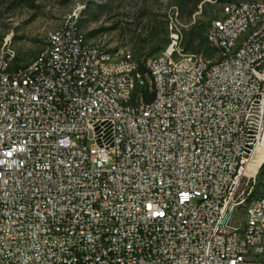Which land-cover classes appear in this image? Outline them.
Listing matches in <instances>:
<instances>
[{
  "label": "built area",
  "instance_id": "1",
  "mask_svg": "<svg viewBox=\"0 0 264 264\" xmlns=\"http://www.w3.org/2000/svg\"><path fill=\"white\" fill-rule=\"evenodd\" d=\"M259 11L236 5L226 23L210 22L215 66L204 50L172 64L179 31L161 60L113 65L72 25L52 40L53 61L39 51L15 64L0 47V264H264V246L246 259L233 237L264 157V23L237 58L222 49ZM72 58L98 88L68 80ZM31 62L44 72L21 82ZM249 214L250 243L264 238V198Z\"/></svg>",
  "mask_w": 264,
  "mask_h": 264
},
{
  "label": "rangeland",
  "instance_id": "2",
  "mask_svg": "<svg viewBox=\"0 0 264 264\" xmlns=\"http://www.w3.org/2000/svg\"><path fill=\"white\" fill-rule=\"evenodd\" d=\"M94 0H32L33 5L25 0H0V47L8 45L16 52L15 64L26 63L39 51L48 48V34L54 28L63 26L67 21H76L81 16L80 10L88 8ZM99 1V0H97ZM108 1V8L101 13L97 19H90L86 13L82 14L78 30L88 39L99 43L108 49H117L123 46L132 51L136 48L146 56L150 55L149 46L140 48L135 41L134 30L141 27L150 17H155L163 23L169 22L171 28V40L164 49L153 53L152 56L169 51L172 46V31H183L190 24L201 22L207 28L211 27L217 17L222 15L223 5L232 1L241 0H208L206 12L200 0L191 15H178V7L175 0H101ZM264 1V0H257ZM215 14H219L214 17ZM138 20V24H137ZM92 30L88 35L85 32ZM179 32H175L174 46H180ZM162 36V35H161ZM207 36V33H206ZM208 40V39H207ZM135 44H137L135 46ZM131 46V47H130ZM206 54L217 59V50L210 46L204 50ZM133 52V51H132ZM191 54L187 50H177L174 57L178 58ZM257 180V178H256ZM256 183L247 190L253 191ZM261 188V187H260Z\"/></svg>",
  "mask_w": 264,
  "mask_h": 264
},
{
  "label": "bare ground",
  "instance_id": "3",
  "mask_svg": "<svg viewBox=\"0 0 264 264\" xmlns=\"http://www.w3.org/2000/svg\"><path fill=\"white\" fill-rule=\"evenodd\" d=\"M236 5L243 8L260 9L255 15H245L242 22L234 28V32L230 37V40L222 42V49L229 54L230 58H237L240 51L244 49L245 44L251 37L261 29V23H264V1L257 0H241L232 1L225 3L222 9V15L216 18L212 23H226L227 22V11L228 8H236ZM72 31L76 33L79 37V45L84 50H94V49H108L107 47L91 41L84 34L78 30L77 22L74 20L72 22L67 21L65 25L54 28L48 34V48L45 51L46 61H53L57 51L59 50V41H52L57 36L60 35L61 39H68ZM213 33V26L207 31V39L210 41V37ZM211 46H213L218 53L217 59L210 58L205 54V66H215L217 61L221 59V51L218 49V39H211ZM4 51L8 53H15L14 49L8 45L2 47ZM167 52V51H165ZM175 52V51H174ZM108 54L110 55H100L99 64L100 65H113V64H123L128 61V56L134 55L131 50L126 47L121 46L117 49H108ZM162 53L159 55L152 56V60H161ZM191 62V54H186L181 57L172 56V64H180ZM79 68V58H72L67 65L68 80L70 82H76V86H86L90 82V88H98L99 80L96 79V72H88V75L78 74L77 70ZM32 72H44V63L31 62L28 65V72L20 74L21 82H28L32 80ZM108 82H117V75H108ZM131 82L136 86H144L145 77L139 74L131 75ZM262 156H264V146L262 147ZM264 160V157L259 160V165L256 168V178L258 169ZM254 182L256 179H253ZM252 185V184H251ZM251 187V186H250ZM249 187V188H250ZM248 189V188H247ZM245 190L240 196L239 203H237V211L239 212V219L233 225V237L235 238L238 248L245 249L246 259H258L259 253L263 251L264 238H255L253 242L249 243L246 239L245 232L251 227V216L249 214L250 206H256L260 203V198H264V185L259 189L257 196L250 197L253 194L251 190Z\"/></svg>",
  "mask_w": 264,
  "mask_h": 264
},
{
  "label": "trees",
  "instance_id": "4",
  "mask_svg": "<svg viewBox=\"0 0 264 264\" xmlns=\"http://www.w3.org/2000/svg\"><path fill=\"white\" fill-rule=\"evenodd\" d=\"M28 4L33 5L32 0H25ZM200 0H175V3L178 7V15H191L193 12V8L197 7V4ZM207 2L203 3L206 12V6L209 4L208 0H204ZM215 1H223V0H215ZM108 1H97L94 0L92 5H89L87 9H81L80 14L81 16L77 18V23L80 24V19L83 13H86L90 19H97L103 11L108 8ZM219 14H215L214 17H217ZM218 18V17H217ZM138 24V20H137ZM208 28V27H207ZM204 24L201 22H193L187 28L183 29V31L179 32V43L182 44L183 50H205L209 47V43L207 42L206 30ZM134 30H137L135 33V41L139 44L140 48L144 46H149L150 54L156 53L161 49H164L167 44L171 40L170 32L171 28H169V22H162L160 20H156L155 17H150L147 19V22L138 27ZM93 31L90 30L85 32L86 34L90 35ZM162 35V36H161ZM135 44V46L137 45ZM131 47V46H130ZM133 54L138 61H140V55H144L143 52L138 51L135 47L132 48ZM142 66V63H140ZM264 185V160L262 161L258 173H257V180L253 186V194H251V198L256 197L257 193Z\"/></svg>",
  "mask_w": 264,
  "mask_h": 264
}]
</instances>
